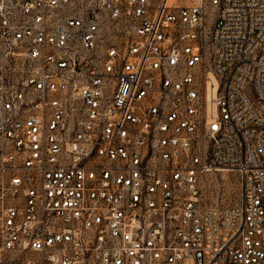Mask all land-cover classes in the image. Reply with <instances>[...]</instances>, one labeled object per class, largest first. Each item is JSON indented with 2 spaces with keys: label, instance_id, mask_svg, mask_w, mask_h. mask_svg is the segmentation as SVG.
<instances>
[{
  "label": "built area",
  "instance_id": "2783aa9c",
  "mask_svg": "<svg viewBox=\"0 0 264 264\" xmlns=\"http://www.w3.org/2000/svg\"><path fill=\"white\" fill-rule=\"evenodd\" d=\"M0 264H264V0H0Z\"/></svg>",
  "mask_w": 264,
  "mask_h": 264
},
{
  "label": "rangeland",
  "instance_id": "374dc122",
  "mask_svg": "<svg viewBox=\"0 0 264 264\" xmlns=\"http://www.w3.org/2000/svg\"><path fill=\"white\" fill-rule=\"evenodd\" d=\"M212 17L217 16L219 9L212 7ZM209 25H213L212 22ZM249 92H252L249 87ZM202 198L205 202L219 207L230 206L239 200L240 177L232 170H212L202 175Z\"/></svg>",
  "mask_w": 264,
  "mask_h": 264
},
{
  "label": "bare ground",
  "instance_id": "6f19581e",
  "mask_svg": "<svg viewBox=\"0 0 264 264\" xmlns=\"http://www.w3.org/2000/svg\"><path fill=\"white\" fill-rule=\"evenodd\" d=\"M219 170V169H218Z\"/></svg>",
  "mask_w": 264,
  "mask_h": 264
}]
</instances>
